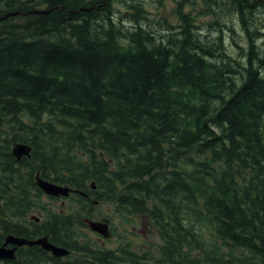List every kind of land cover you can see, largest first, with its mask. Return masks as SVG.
<instances>
[{
  "label": "trees",
  "instance_id": "obj_1",
  "mask_svg": "<svg viewBox=\"0 0 264 264\" xmlns=\"http://www.w3.org/2000/svg\"><path fill=\"white\" fill-rule=\"evenodd\" d=\"M174 1L171 21L145 0H0V239L33 207L52 219L39 171L151 220L155 264H264V0ZM76 195L73 220L40 226L84 252L64 264H115L72 238L91 216Z\"/></svg>",
  "mask_w": 264,
  "mask_h": 264
},
{
  "label": "rangeland",
  "instance_id": "obj_2",
  "mask_svg": "<svg viewBox=\"0 0 264 264\" xmlns=\"http://www.w3.org/2000/svg\"><path fill=\"white\" fill-rule=\"evenodd\" d=\"M145 2L151 15L166 16L167 19L171 21L177 20L176 4L174 0H145ZM115 4L116 7L125 9L126 5L124 4V0H115ZM44 7H46V5H44ZM187 9H190V7H187ZM261 9L262 10L259 14V18L264 19V7H262ZM194 11L198 12L200 10L199 8L195 7ZM203 18L204 19L201 24L203 25L202 28L204 29V31L201 30V33L205 35V32H207L211 37H213L214 35H216H213V33L216 31V27L211 26L209 23H207L206 17ZM227 19L228 23L225 22V24L223 25L225 28H231V13L225 15V20ZM234 26H236L234 33L229 30H226L224 32V37H226V41L230 50L236 53L237 51H239V46H237L233 41V36L240 45H243L245 40L240 25L236 22V25ZM261 29L264 32V27H262ZM262 37L263 38H261L260 41L264 43V35ZM78 199L79 198L75 195H72L68 199H50L45 196L42 197V200L45 201L47 207L50 208V210L56 211L60 210V208L63 207L64 210H68V213L71 212L72 220L74 219V212L76 207L80 205ZM85 209V212L82 211L84 215L86 213H89L92 217L95 218H99L102 216L109 217L111 221V228L113 229V234L108 238H103L99 233L91 230L89 227H83L82 225H79L76 226V228L80 230V235L74 236L73 227L72 238L75 237L76 239L81 241L88 239L94 247L102 246L106 249L114 250L113 259L111 260V263L113 262L115 264H155V259L152 256L157 254L156 249L161 241V237L159 235L157 227L146 216H123L114 210L113 204L102 201L100 204L87 203ZM40 210L43 211V209ZM92 245L90 246L93 248ZM122 248H125V250H131V253L137 255L138 261L135 262L134 260H131L129 258H119L123 257ZM74 255L76 257L82 256L76 252H74Z\"/></svg>",
  "mask_w": 264,
  "mask_h": 264
},
{
  "label": "flooded vegetation",
  "instance_id": "obj_3",
  "mask_svg": "<svg viewBox=\"0 0 264 264\" xmlns=\"http://www.w3.org/2000/svg\"><path fill=\"white\" fill-rule=\"evenodd\" d=\"M36 177V174H35ZM76 194L75 192H71L69 195H51L47 194L44 192L45 197L50 198V199H59V198H64L68 199L72 195ZM80 194L84 195L85 198L90 200L91 204H100V201L94 197V195H90L89 192L83 190ZM53 196V197H52ZM67 205V204H66ZM65 206V205H64ZM47 207V205H46ZM48 208V207H47ZM50 210V208H48ZM53 211V210H50ZM49 211V213H50ZM43 211L38 210L37 207H33L29 212L25 214V216H22L20 218H14L13 221L19 222L23 229H24V234L23 233H16L14 231H7L5 232L4 236L0 239V246H5L9 248L14 249V254L13 256H6V257H0V264H12L15 261H19L20 264H57L55 262V258L60 260V264L67 263L69 261L73 260L74 256V250L72 248L70 253H65L61 255H54L50 250L46 249L42 243H29L25 242L22 244H17L14 241L9 240V236H20V237H25L29 240H36L41 237H47L50 242H53L57 245H61L64 247H67V245L64 244L65 241L60 239V235L62 233L58 232L55 228H42L41 223L46 222V221H59V217H53L58 214V213H63L65 215H70L72 219V213H68V210H64L63 207L60 208V210L53 211V216L52 219L49 220L46 219V214H42ZM75 216V215H74ZM89 218L88 216H84V221ZM107 218L106 216H102L96 219H104ZM48 222V223H49ZM47 223V225H49ZM85 225H83L84 227ZM57 232V235H55V239L53 234ZM11 236V237H12ZM71 237V236H70ZM9 238V239H8ZM67 242V241H66ZM69 247V246H68ZM67 247V248H68ZM46 251L48 253L47 259L43 260L42 258V252ZM81 254V253H78ZM81 256L77 257L76 259L80 258ZM86 257V256H85ZM89 259V258H87ZM18 262V263H19Z\"/></svg>",
  "mask_w": 264,
  "mask_h": 264
},
{
  "label": "water",
  "instance_id": "obj_4",
  "mask_svg": "<svg viewBox=\"0 0 264 264\" xmlns=\"http://www.w3.org/2000/svg\"><path fill=\"white\" fill-rule=\"evenodd\" d=\"M15 12H13L14 14ZM9 14L5 15V17H8ZM3 17H0V19ZM32 146L26 142H16L13 145V152L17 156V158H21L23 155H30L31 153ZM36 182L40 187H42L47 193L54 194V195H59V194H64L68 195L70 191H75L76 189L73 188L70 185H63L60 183H57L55 181L46 179L40 175L38 172L36 174ZM95 186V183L92 184ZM87 222L89 225L95 229L98 230L99 232L105 234L106 236H109L111 234V231L109 230V225L107 220H96V219H91L88 218ZM12 236V235H11ZM9 236V240L16 242L17 244H22L25 242L29 243H42L44 247L51 249L55 254H64L68 252V248L63 247V246H58L48 240L47 237H41L36 240H29L25 237H20V236ZM14 254V249L5 247V246H0V257H6V256H13Z\"/></svg>",
  "mask_w": 264,
  "mask_h": 264
}]
</instances>
